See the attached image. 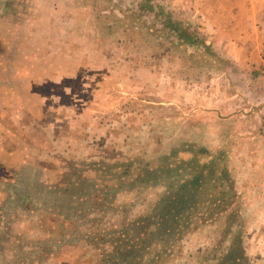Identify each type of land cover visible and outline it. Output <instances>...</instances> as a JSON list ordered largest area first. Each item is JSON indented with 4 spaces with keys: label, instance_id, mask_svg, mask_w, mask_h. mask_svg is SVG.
<instances>
[{
    "label": "rangeland",
    "instance_id": "1",
    "mask_svg": "<svg viewBox=\"0 0 264 264\" xmlns=\"http://www.w3.org/2000/svg\"><path fill=\"white\" fill-rule=\"evenodd\" d=\"M26 2L50 36L35 109L2 121L14 264H264V0ZM243 32L258 65L240 74L223 40Z\"/></svg>",
    "mask_w": 264,
    "mask_h": 264
},
{
    "label": "crops",
    "instance_id": "2",
    "mask_svg": "<svg viewBox=\"0 0 264 264\" xmlns=\"http://www.w3.org/2000/svg\"><path fill=\"white\" fill-rule=\"evenodd\" d=\"M36 8H41L37 2L28 4L26 0H0V170L4 173L11 172L8 158L14 156L16 148L13 147L15 144L13 139L8 136V131L2 126L7 122L10 123V126L17 123L20 124L17 115L23 114L25 111V114H29L28 112L30 110L35 109L34 107L30 109L28 106L29 99L33 100L35 104L38 103L37 98L30 96L33 92L31 89H33L37 81L43 79L45 75L41 70L39 71L37 55L32 47L40 45L39 39H41V45H46V39H48L47 37H49L50 34H46L45 32L46 18H38L31 15L33 18L38 19V22H32V20L28 18V13L32 10L36 11ZM53 9L54 7L52 10ZM55 12L56 10H53L52 13L54 15L51 16L57 20L58 25L61 26L62 23L66 25L64 28L69 30V35L74 36L71 32L70 18L63 22L64 17H66L63 15L64 12H62L61 9L56 12V15ZM38 14L39 13L35 12V15ZM224 26L219 24L217 30L222 32ZM245 30H247L246 27ZM251 32L252 30L250 33ZM239 33L242 34L240 30ZM46 35L48 36L45 37ZM243 37L250 43L249 47L245 46L237 38H234V36H229L228 38L224 37L225 39L223 40V42L226 41V50L236 61L240 69V72L238 71L240 74L253 71L258 65L257 60L250 52L253 47V42L251 43V41L247 39L251 37L250 34L247 35L246 32H243ZM60 39H64V37L62 38L60 36ZM215 40L218 41V44H223L218 37H215ZM260 42L264 43V37H261ZM257 96L263 99L261 98L262 96ZM260 113L264 118V106ZM5 119L8 121L6 123L2 122ZM30 122L27 118L24 124V127L27 129L25 136H27L30 131L33 132L29 135L33 136L34 134L38 136L37 132L33 130ZM262 122L264 123V119ZM28 128H30V130H28ZM6 142H9L8 147H6ZM1 221L2 219L0 220V229L1 227L3 228V226H1ZM4 236L6 237V235ZM7 242H9V240L4 238V244L0 245V249H4L1 253L5 252L6 254L1 257L2 262L0 264H14L12 257L7 256V250H12L13 246H11V243Z\"/></svg>",
    "mask_w": 264,
    "mask_h": 264
},
{
    "label": "trees",
    "instance_id": "3",
    "mask_svg": "<svg viewBox=\"0 0 264 264\" xmlns=\"http://www.w3.org/2000/svg\"><path fill=\"white\" fill-rule=\"evenodd\" d=\"M178 37H180L179 36V34H178ZM187 39H190V38H187ZM198 176H196V177H193L191 180H189V181H186V184L183 186L184 188L185 187H187V186H189L190 184H193L198 178H197ZM184 198H186V195L184 194V192L183 193H179V195L178 194H176L175 195V197L174 198H171V199H164L165 200V205H166V207L164 208V207H162V211H164L163 213H159V218L161 219V221H163V222H165L166 224L162 227L163 229H165V227H167V223L168 222H170V221H173V220H171V218H170V216H168V214H169V209L168 208H170V206L171 205H173V203H174V201H173V199H177V200H184ZM165 209H167V210H165ZM184 210V207L181 209V211L179 212V214L181 215V212ZM159 231H161V229L159 230Z\"/></svg>",
    "mask_w": 264,
    "mask_h": 264
}]
</instances>
